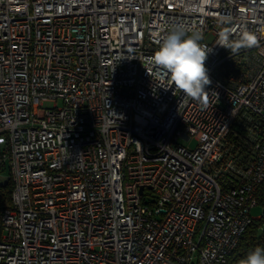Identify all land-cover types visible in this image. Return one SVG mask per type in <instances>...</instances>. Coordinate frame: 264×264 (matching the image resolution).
Instances as JSON below:
<instances>
[{
  "label": "built area",
  "instance_id": "built-area-1",
  "mask_svg": "<svg viewBox=\"0 0 264 264\" xmlns=\"http://www.w3.org/2000/svg\"><path fill=\"white\" fill-rule=\"evenodd\" d=\"M175 30L203 103L153 61ZM6 169L0 264H228L264 181V0H0Z\"/></svg>",
  "mask_w": 264,
  "mask_h": 264
},
{
  "label": "clouds",
  "instance_id": "clouds-1",
  "mask_svg": "<svg viewBox=\"0 0 264 264\" xmlns=\"http://www.w3.org/2000/svg\"><path fill=\"white\" fill-rule=\"evenodd\" d=\"M257 37L251 32H243L236 47L251 48L257 45ZM228 49L232 45L225 40ZM206 53L192 36L185 37L180 30L169 33L153 56L156 65L162 66L170 74L175 89L184 96L204 102L206 86L211 83L205 67ZM240 264H264V249L257 248L248 253Z\"/></svg>",
  "mask_w": 264,
  "mask_h": 264
},
{
  "label": "trees",
  "instance_id": "trees-1",
  "mask_svg": "<svg viewBox=\"0 0 264 264\" xmlns=\"http://www.w3.org/2000/svg\"><path fill=\"white\" fill-rule=\"evenodd\" d=\"M237 71V70H234ZM231 72L230 64L227 63L221 68V77L226 78ZM242 136H246V131H241L237 128ZM241 140H243L241 138ZM13 181L11 177L5 183H0V211L11 204V192ZM258 203L264 206V181L261 184L258 192ZM1 234V231H0ZM257 248L264 249V210L260 217H256L244 233L239 245L232 252L228 264H240V261L246 259L249 252Z\"/></svg>",
  "mask_w": 264,
  "mask_h": 264
},
{
  "label": "rangeland",
  "instance_id": "rangeland-1",
  "mask_svg": "<svg viewBox=\"0 0 264 264\" xmlns=\"http://www.w3.org/2000/svg\"><path fill=\"white\" fill-rule=\"evenodd\" d=\"M47 105L51 106L52 103H47ZM180 142L182 144L185 145H191L192 147H194L196 145V141L195 140H187L185 138H181ZM10 178V171L9 169L4 170L3 172H0V183H5L8 181V179ZM263 210H264V206L262 204H258L257 206L253 207L251 214L254 217H260L263 214Z\"/></svg>",
  "mask_w": 264,
  "mask_h": 264
},
{
  "label": "water",
  "instance_id": "water-1",
  "mask_svg": "<svg viewBox=\"0 0 264 264\" xmlns=\"http://www.w3.org/2000/svg\"><path fill=\"white\" fill-rule=\"evenodd\" d=\"M143 190V188L141 189V191Z\"/></svg>",
  "mask_w": 264,
  "mask_h": 264
}]
</instances>
